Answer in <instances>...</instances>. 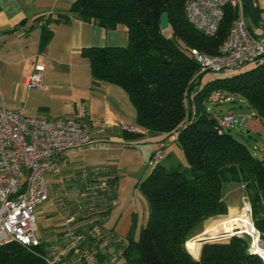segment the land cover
<instances>
[{"label": "trees", "instance_id": "16d2710c", "mask_svg": "<svg viewBox=\"0 0 264 264\" xmlns=\"http://www.w3.org/2000/svg\"><path fill=\"white\" fill-rule=\"evenodd\" d=\"M258 0H243L249 28L264 21V8ZM186 0H76L70 12L106 29L127 27L128 42L122 46H91L82 51L89 60L96 82L114 83L129 94L137 110V124L147 130L165 132L185 153L191 174L168 168L158 162L141 182L140 189L149 206L147 224L138 239L116 238L102 245L112 247L126 264H264L249 251L252 237L233 234L224 241H205L196 258L187 242L196 236L204 219L226 214L225 186H244L253 206V220L264 241V157L255 155L230 130H218L219 118L208 104L215 90L230 92L239 106L245 103L253 116L264 120V62L231 76L201 84L204 73L192 54L196 48L217 54L238 12L227 6L215 35H208L190 24L185 14ZM168 12L169 28L161 27V16ZM70 14H44L37 18L42 28L43 49L53 33V25L69 21ZM264 34V25L262 33ZM141 135L130 132L129 135ZM153 157V156H152ZM118 176H109L115 200ZM109 213L112 205H108ZM106 214V215H107ZM101 233L95 245L102 258ZM48 243L27 247L10 241L0 246V264H49ZM59 261L56 264H62Z\"/></svg>", "mask_w": 264, "mask_h": 264}, {"label": "crops", "instance_id": "0c3cea01", "mask_svg": "<svg viewBox=\"0 0 264 264\" xmlns=\"http://www.w3.org/2000/svg\"><path fill=\"white\" fill-rule=\"evenodd\" d=\"M75 1L0 0V108L52 118L75 115L84 107L93 142L71 149L65 167L91 171V175L117 176L113 173H117L121 161L142 151H146L144 159H151L156 142H165L167 134L143 129L137 124L136 107L123 87L94 80L89 60L82 55L83 49L126 45L127 27L118 25L106 29L96 22L80 19L70 12ZM49 13H66L71 18L53 25L52 37L42 49V28L37 18ZM263 25L261 21L253 29L261 34ZM36 63L44 65L42 81L38 88L30 89L25 80ZM124 125H133L141 135H129ZM135 144L140 147L128 149ZM245 195L243 185L228 183L225 186L227 213L204 219L197 227L196 236H211L213 223L231 214L240 215ZM86 222L84 219L79 225ZM235 228L227 238L238 234ZM204 242L197 239L188 242L192 245L189 251L196 258Z\"/></svg>", "mask_w": 264, "mask_h": 264}, {"label": "built area", "instance_id": "2783aa9c", "mask_svg": "<svg viewBox=\"0 0 264 264\" xmlns=\"http://www.w3.org/2000/svg\"><path fill=\"white\" fill-rule=\"evenodd\" d=\"M229 6L237 10L226 39L217 54H207L192 49V54L200 65L199 73L219 72L227 68H237L257 60L264 62V34L256 35L248 25L243 11V0H186L185 14L192 26L208 35H215ZM34 71L25 80L30 89L38 88L42 81L44 65L36 63ZM212 103L232 102L230 92L215 90L210 96ZM239 114L229 111L219 118L220 132L242 126L253 114ZM127 132H135L133 125H124ZM173 140L177 135L173 134ZM93 142L90 124L84 107L75 115L44 117L24 115L19 111L0 108V246L10 241L18 242L27 247L39 246L43 239L37 229L36 208L48 199L49 190L46 176L52 172H60L67 164L68 152L73 148L89 145ZM165 142L155 144L151 162L156 164L164 157ZM83 182L87 185L92 177L91 171L82 173ZM100 188L93 189L91 198L112 195L111 187L101 181ZM89 188V186H88ZM86 188V189H88ZM80 190V188H79ZM114 203V200H112ZM90 208V210H92ZM244 214L253 225V238L249 251L258 254L264 260V253L257 251L256 244L264 249V241L259 230L254 226L253 208L246 196L242 208ZM65 255L72 254V264H113L117 258L114 249L103 248L102 258L96 255L95 245L101 234V216L93 214L91 220L75 229H66L62 233ZM58 241L57 238L53 240ZM66 241V242H65ZM70 241V243H67ZM47 249L53 255V244L48 242ZM52 244V245H51ZM63 260L61 258L57 259ZM53 257L49 264H56Z\"/></svg>", "mask_w": 264, "mask_h": 264}, {"label": "rangeland", "instance_id": "374dc122", "mask_svg": "<svg viewBox=\"0 0 264 264\" xmlns=\"http://www.w3.org/2000/svg\"><path fill=\"white\" fill-rule=\"evenodd\" d=\"M258 2L264 8V0H258ZM258 63L257 60H252L237 68H227L219 72H206L202 76L201 84L204 85L211 79L231 76L248 70L255 67ZM239 104V102H223L220 104L210 102L208 106L214 114L220 111L226 112L229 109L239 114V118L242 114H254V110L251 107L245 103H242V106H239ZM247 130H251V132L248 133ZM231 132L238 139L245 142L255 155L264 157V120L252 116L242 126H237ZM164 140L167 147L164 150L165 153L161 164L168 168H176L186 174H191L192 168L185 157L183 149L171 137H167ZM139 147L137 144L129 145L128 149ZM145 156L146 151L136 152L134 156H129L119 163L120 168L117 169V173H113L118 176L117 185L114 189L115 200L108 214L105 212L109 209L108 205H112V202L105 197L95 196V198H91V193H89L93 189H99L101 181L106 182L108 175L94 174L90 178L88 185L86 181L83 182L82 172L85 171H83L84 169L81 170V168L72 167L69 169L68 166L64 167L60 172H52L46 176L49 196L47 200L36 208V226L43 241L53 244L52 257L54 261H59L57 259L61 258L63 259L62 264H72V260L76 258L72 254L68 256L63 254L64 244L61 241L64 238L61 233L66 229H75L84 219L86 221L91 220L95 213H99L101 216L103 227L101 233L105 236L102 245L112 242L116 238L127 239L130 234L132 238H139L140 231L147 224L149 218L148 202L140 189V184L155 166L151 159H144ZM77 188H80V190L78 191ZM92 207L93 209L90 210ZM241 214H244L243 210H241ZM223 220L228 231L233 230V227L237 226L233 224L231 215ZM234 230L237 229L235 228ZM238 230V233L242 232L240 228ZM217 234L212 228L211 235ZM198 237L201 238L202 236H194L192 239H199ZM55 238L58 241L54 242ZM226 238L227 236H222L212 241H224ZM253 238L251 244L253 243ZM188 242L187 247L189 250L192 245ZM67 243H70V241H67ZM93 264H97V261H94ZM113 264H126V260L124 258H116Z\"/></svg>", "mask_w": 264, "mask_h": 264}, {"label": "bare ground", "instance_id": "6f19581e", "mask_svg": "<svg viewBox=\"0 0 264 264\" xmlns=\"http://www.w3.org/2000/svg\"><path fill=\"white\" fill-rule=\"evenodd\" d=\"M231 216H232L233 224L239 226V228L241 229L242 232H247L250 234L253 233V225H252L250 219L247 217L246 214H241V215H235V214L232 215L231 214ZM211 226H212L213 230L216 231V233H220L221 231H228L225 224H224L223 219L220 221H216ZM256 240H257V238L255 236V248L257 249V251L264 253V249H262V247L260 245L256 244Z\"/></svg>", "mask_w": 264, "mask_h": 264}, {"label": "water", "instance_id": "95a60500", "mask_svg": "<svg viewBox=\"0 0 264 264\" xmlns=\"http://www.w3.org/2000/svg\"><path fill=\"white\" fill-rule=\"evenodd\" d=\"M170 24H169V19H168V12H164L161 16V27L163 30H167L169 28ZM247 132L249 133L250 130H247ZM232 234V232L230 231H223V232H220L218 233L217 235H211V236H204V237H201L199 239H197L198 241H208V240H214L216 238H219V237H222V236H227V235H230ZM236 234V233H234Z\"/></svg>", "mask_w": 264, "mask_h": 264}]
</instances>
